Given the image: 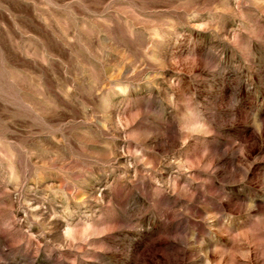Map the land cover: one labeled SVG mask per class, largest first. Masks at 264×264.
I'll use <instances>...</instances> for the list:
<instances>
[{
    "label": "rangeland",
    "instance_id": "1",
    "mask_svg": "<svg viewBox=\"0 0 264 264\" xmlns=\"http://www.w3.org/2000/svg\"><path fill=\"white\" fill-rule=\"evenodd\" d=\"M256 121L264 0H0V264H264Z\"/></svg>",
    "mask_w": 264,
    "mask_h": 264
},
{
    "label": "clouds",
    "instance_id": "2",
    "mask_svg": "<svg viewBox=\"0 0 264 264\" xmlns=\"http://www.w3.org/2000/svg\"><path fill=\"white\" fill-rule=\"evenodd\" d=\"M186 108V116L191 118V122L180 123L178 132L183 143H188L189 140L195 136L204 135L207 132V126L197 117L196 109L194 107L193 99H185L183 101ZM254 133L259 134L264 129V123L259 121L254 122ZM191 166L183 168L188 170L195 165L188 162ZM108 232L107 227L97 226L90 219H85L80 222H64V226L61 230V235L66 244H88L93 238L102 237Z\"/></svg>",
    "mask_w": 264,
    "mask_h": 264
}]
</instances>
